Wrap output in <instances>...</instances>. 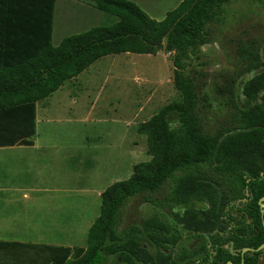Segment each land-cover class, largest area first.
<instances>
[{
    "label": "trees",
    "instance_id": "trees-1",
    "mask_svg": "<svg viewBox=\"0 0 264 264\" xmlns=\"http://www.w3.org/2000/svg\"><path fill=\"white\" fill-rule=\"evenodd\" d=\"M227 1L181 0L156 20L131 0H91L103 22L54 45L55 0H0V147L32 145L37 102L105 55L170 54L179 94L137 127L151 159L101 192L84 247L0 240V264H106L109 257L113 264H264V248L257 250L264 243L263 55L252 43L239 47L243 70L258 72L242 83L241 106L230 99L233 123L213 134L202 130L196 83L184 74V60L207 42L206 25ZM205 164L218 175L212 182L175 175ZM169 178L163 200L147 199L170 204L171 217L152 215L117 232L127 198L152 195ZM244 247L253 250L242 254Z\"/></svg>",
    "mask_w": 264,
    "mask_h": 264
},
{
    "label": "rangeland",
    "instance_id": "rangeland-1",
    "mask_svg": "<svg viewBox=\"0 0 264 264\" xmlns=\"http://www.w3.org/2000/svg\"><path fill=\"white\" fill-rule=\"evenodd\" d=\"M131 1L161 20L181 0ZM90 3L56 0L52 44L103 22L100 10H84ZM206 33L207 42L184 60V74L196 83V111L202 130L213 134L233 123L235 106L230 99L241 106L242 83L258 72L243 70L239 47L252 43L264 58V0H228L215 20L206 25ZM129 57L104 56L75 80L66 81L38 101L35 146H22L15 155L0 151L4 156L0 158V186L19 187L28 193L10 207L0 199V215H9L10 208L21 210L19 219L0 224V228L9 226L17 232L0 236L22 241L54 240L49 245L71 249L84 247L88 228L100 213L101 192L129 177L137 162L151 159L146 138L137 127L179 99L172 80V56L158 51ZM187 173L207 182L218 177L206 164L175 175ZM171 185L169 178L152 195L127 198L120 208L117 232L152 215L164 221L171 217L170 204L158 207L147 199L163 200ZM9 230L3 228L5 233ZM106 264H113L110 257Z\"/></svg>",
    "mask_w": 264,
    "mask_h": 264
},
{
    "label": "crops",
    "instance_id": "crops-1",
    "mask_svg": "<svg viewBox=\"0 0 264 264\" xmlns=\"http://www.w3.org/2000/svg\"><path fill=\"white\" fill-rule=\"evenodd\" d=\"M55 2H56V0H55ZM90 2H91V0H90ZM179 3V2H178ZM177 3V4H178ZM91 4V3H90ZM176 4V5H177ZM175 7V6H174ZM173 7V8H174ZM85 8H86V11L88 10H94V6L93 5H91L90 7L89 6H86V7H84V10H85ZM64 9H66V11L68 10V7L66 8V6L64 7ZM98 10V9H97ZM54 11H55V6H54ZM152 13L155 11V10H150ZM69 12V11H68ZM68 12H67V14H68ZM102 12V11H101ZM94 14H96V13H94ZM166 15V14H165ZM152 18V17H151ZM92 27V26H91ZM90 28V27H89ZM88 29V28H87ZM84 30H86V29H84ZM81 31H83V30H81ZM52 32H53V30H52ZM80 32V31H79ZM78 33V32H77ZM120 54H124V56H126V58H130L129 56H130V54H132L131 52H122V53H119V54H109V55H105V56H112V55H120ZM134 54H136V53H134ZM102 57H104V56H102ZM102 57H100V58H102ZM99 58V59H100ZM125 58V59H126ZM98 60V59H97ZM96 60V61H97ZM95 61V62H96ZM95 62H93V63H95ZM92 63V64H93ZM92 64L90 65V66H92ZM89 66V67H90ZM88 67V68H89ZM88 68H86V69H88ZM85 69V70H86ZM83 72V71H82ZM82 72H80V73H82ZM86 72H88V71H86ZM79 73V74H80ZM78 74V75H79ZM78 75H76V76H74L73 78H71L70 80H75L76 78H77V76ZM70 80H68V82L70 81ZM65 98V97H64ZM66 99V98H65ZM36 117H37V114H36ZM36 121H37V119H36ZM36 125H37V122H36ZM35 137H36V135H35ZM22 146H29V147H34L35 146V138H34V143L32 144V145H12V146H1L0 147V151H11V153H10V155H15V153L17 152V149H21L22 148ZM0 158H4V156H0ZM4 186V185H3ZM3 186H0V199H2L4 202H6L7 204H9V207H10V205H15L17 202H21V201H23V197L24 196H28V193H26V192H24L23 191V189H21V188H19V187H3ZM42 191H44V192H51V189H41ZM24 192V193H23ZM19 195V196H18ZM50 202H52V201H50ZM0 203H3V202H1L0 201ZM8 211H10V214L9 215H7V214H4L3 212L1 213V215H0V224H3V223H7L8 221H12V220H15V219H19L20 218V213H21V210H20V208H17L16 210H13V209H9ZM7 212V211H6ZM17 212V214H15ZM3 228H10V230L9 231H7L6 233L3 231ZM12 232L15 234L16 232H17V229H14L13 231H12V228L11 227H9V226H6V227H1L0 228V233H2V234H12ZM0 240H3V241H16V242H26V243H42V244H51V243H53L54 242V240H50V241H33V240H28V241H22V240H11V238L10 237H8V236H6L5 238H3L2 236H0Z\"/></svg>",
    "mask_w": 264,
    "mask_h": 264
},
{
    "label": "water",
    "instance_id": "water-1",
    "mask_svg": "<svg viewBox=\"0 0 264 264\" xmlns=\"http://www.w3.org/2000/svg\"><path fill=\"white\" fill-rule=\"evenodd\" d=\"M263 201H264V197H261L260 199H259V206L261 207V213H263V211H264V204H263ZM262 248H264V243H262L258 248H257V250H259V249H262ZM249 250H253L252 248H249V247H244L243 249H242V254L245 252V251H249ZM226 264H232V262L231 261H228Z\"/></svg>",
    "mask_w": 264,
    "mask_h": 264
}]
</instances>
